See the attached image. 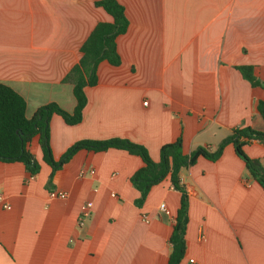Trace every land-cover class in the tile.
<instances>
[{"label":"crops","instance_id":"0c3cea01","mask_svg":"<svg viewBox=\"0 0 264 264\" xmlns=\"http://www.w3.org/2000/svg\"><path fill=\"white\" fill-rule=\"evenodd\" d=\"M98 1L0 0V83L25 100L28 118L51 103L73 111L63 79L95 26L112 22ZM117 2L128 21L116 39L121 63L98 65L80 124L51 117L55 161L81 140H129L158 162L160 148L178 138L189 155L216 150L236 128L264 132L256 110L264 100V0ZM242 66L254 68L259 87L235 69ZM28 150L39 165L34 176L21 163L0 162V264H167L181 196L168 178L136 207L130 179L143 167L139 157L81 150L48 184L37 137ZM243 152L264 163V144ZM179 180L188 203L180 264H264V191L232 146L216 162L199 157ZM87 202L90 215L78 226Z\"/></svg>","mask_w":264,"mask_h":264},{"label":"trees","instance_id":"16d2710c","mask_svg":"<svg viewBox=\"0 0 264 264\" xmlns=\"http://www.w3.org/2000/svg\"><path fill=\"white\" fill-rule=\"evenodd\" d=\"M101 8L111 19V23H99L92 30L80 48V58L63 82L72 85V94L75 107L71 113L64 111L57 104L51 103L39 108L31 118L26 116L25 100L11 87L0 83V162L21 163L31 176L39 172V165L28 150V145L34 137L38 138V145L42 154V161L51 168L48 184H51L53 175L59 171L78 151L104 152L109 149L127 152L142 160L143 167L136 171L130 182L138 191L139 198L135 201L136 207H141L149 191L169 179L172 188L178 191L180 206L177 210L172 234L169 239L171 253L167 264H180L185 250V229L188 222L187 196L180 185L179 172L195 164L199 157L211 162L218 161L224 148L232 146L234 155L245 166L254 181L264 191V163L249 159L243 152V147L251 142L264 144V132L249 127L236 128L224 139L214 151L197 148L189 155L182 152V140L163 145L159 151V161L153 162L145 147L125 139L112 138L108 140H81L70 146L58 161L52 157L49 143V122L53 115L59 116L65 125L76 126L81 123L83 110L87 99L85 88L97 84V68L102 62L117 67L121 63L116 49L117 37L126 33L128 21L124 8L117 0H101L94 3ZM242 77L256 89L261 84L254 74V68L249 66L235 67ZM256 110L264 121V100L256 104Z\"/></svg>","mask_w":264,"mask_h":264},{"label":"built area","instance_id":"2783aa9c","mask_svg":"<svg viewBox=\"0 0 264 264\" xmlns=\"http://www.w3.org/2000/svg\"><path fill=\"white\" fill-rule=\"evenodd\" d=\"M51 197H57L60 199H65L66 198V194L64 192H55V193H51L50 194ZM114 197V195H113ZM4 208H8L7 205L3 206ZM91 208H92V204L87 202L84 203L81 207H80V212H79V216H78V226H82L84 224V221L89 217L90 212H91ZM159 210L162 212L166 211V206L164 204H161L159 206ZM145 222H147V218L144 217L143 218ZM192 263V262H191Z\"/></svg>","mask_w":264,"mask_h":264}]
</instances>
